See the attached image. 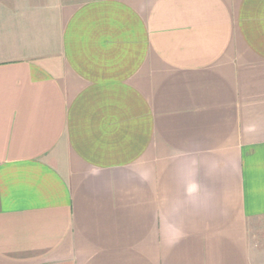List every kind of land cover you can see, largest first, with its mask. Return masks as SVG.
I'll return each mask as SVG.
<instances>
[{
    "label": "crops",
    "instance_id": "obj_1",
    "mask_svg": "<svg viewBox=\"0 0 264 264\" xmlns=\"http://www.w3.org/2000/svg\"><path fill=\"white\" fill-rule=\"evenodd\" d=\"M262 221L264 0H0V264H264Z\"/></svg>",
    "mask_w": 264,
    "mask_h": 264
},
{
    "label": "rangeland",
    "instance_id": "obj_2",
    "mask_svg": "<svg viewBox=\"0 0 264 264\" xmlns=\"http://www.w3.org/2000/svg\"><path fill=\"white\" fill-rule=\"evenodd\" d=\"M84 1H88V0H61V2L63 4H70V5H76L78 3H82ZM252 232L255 234V235H259V233H263L264 234V222H259L258 224H256V226H254L252 228Z\"/></svg>",
    "mask_w": 264,
    "mask_h": 264
},
{
    "label": "clouds",
    "instance_id": "obj_3",
    "mask_svg": "<svg viewBox=\"0 0 264 264\" xmlns=\"http://www.w3.org/2000/svg\"><path fill=\"white\" fill-rule=\"evenodd\" d=\"M196 190H197V188H196L195 185H191V186H189V188L187 189V191H188L189 193H192V192H194V191H196Z\"/></svg>",
    "mask_w": 264,
    "mask_h": 264
}]
</instances>
